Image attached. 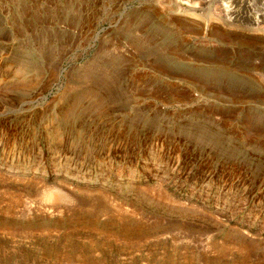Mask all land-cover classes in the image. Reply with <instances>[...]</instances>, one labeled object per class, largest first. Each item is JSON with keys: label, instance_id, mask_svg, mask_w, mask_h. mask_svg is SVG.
<instances>
[{"label": "rangeland", "instance_id": "1", "mask_svg": "<svg viewBox=\"0 0 264 264\" xmlns=\"http://www.w3.org/2000/svg\"><path fill=\"white\" fill-rule=\"evenodd\" d=\"M234 1L0 0V264H264V0Z\"/></svg>", "mask_w": 264, "mask_h": 264}, {"label": "bare ground", "instance_id": "2", "mask_svg": "<svg viewBox=\"0 0 264 264\" xmlns=\"http://www.w3.org/2000/svg\"><path fill=\"white\" fill-rule=\"evenodd\" d=\"M240 1H241V0H238V2H237V1L235 0L233 3L227 5V8H228V10H230L231 13H230V12H229V13H230L231 15H232V13H233V11H234V6H235V5H238V3H240ZM41 185H42V184H41ZM44 186H45V185H44ZM43 192H44V191H43ZM51 193H52V192H51ZM45 196H46V195H45ZM47 196H49V194H48ZM52 198H53V195L50 194V199H52ZM48 199H49V198H48ZM13 202H14V201H13Z\"/></svg>", "mask_w": 264, "mask_h": 264}]
</instances>
